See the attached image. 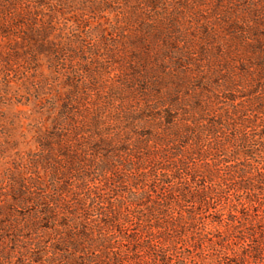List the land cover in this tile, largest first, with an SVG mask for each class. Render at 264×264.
I'll return each mask as SVG.
<instances>
[{"label": "rangeland", "instance_id": "1", "mask_svg": "<svg viewBox=\"0 0 264 264\" xmlns=\"http://www.w3.org/2000/svg\"><path fill=\"white\" fill-rule=\"evenodd\" d=\"M0 264H264V0H0Z\"/></svg>", "mask_w": 264, "mask_h": 264}]
</instances>
